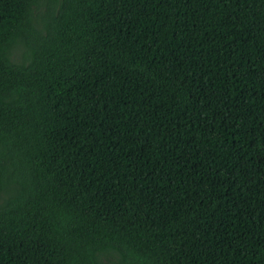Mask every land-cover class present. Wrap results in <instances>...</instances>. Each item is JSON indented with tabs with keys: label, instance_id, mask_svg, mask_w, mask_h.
<instances>
[{
	"label": "trees",
	"instance_id": "16d2710c",
	"mask_svg": "<svg viewBox=\"0 0 264 264\" xmlns=\"http://www.w3.org/2000/svg\"><path fill=\"white\" fill-rule=\"evenodd\" d=\"M0 264H264V0H0Z\"/></svg>",
	"mask_w": 264,
	"mask_h": 264
},
{
	"label": "rangeland",
	"instance_id": "374dc122",
	"mask_svg": "<svg viewBox=\"0 0 264 264\" xmlns=\"http://www.w3.org/2000/svg\"><path fill=\"white\" fill-rule=\"evenodd\" d=\"M20 56V55H19Z\"/></svg>",
	"mask_w": 264,
	"mask_h": 264
}]
</instances>
